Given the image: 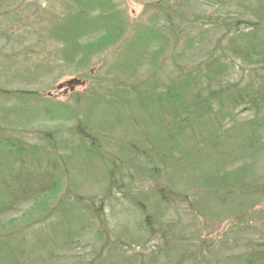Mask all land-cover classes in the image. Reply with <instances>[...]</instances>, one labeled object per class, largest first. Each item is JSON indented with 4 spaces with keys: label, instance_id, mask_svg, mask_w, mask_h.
I'll return each instance as SVG.
<instances>
[{
    "label": "rangeland",
    "instance_id": "374dc122",
    "mask_svg": "<svg viewBox=\"0 0 264 264\" xmlns=\"http://www.w3.org/2000/svg\"><path fill=\"white\" fill-rule=\"evenodd\" d=\"M158 1L113 0L121 8L125 22L124 32L113 44L107 43L101 48L95 45L99 34L96 31L85 36L79 35L82 38L78 40L69 39L68 35L76 36L73 34L76 28L69 22L72 14L67 10L66 3L75 6L74 0H0V89L24 90L37 96L29 101L24 97L25 92L17 97L0 94V109L3 110H0V114L4 118L1 119V125L14 132L16 138L34 141L35 135L41 134V130L58 132L67 137L82 119L99 132L103 143L101 152L106 158L115 162L119 159L126 162L129 158L133 159L130 169L117 175L127 183L124 192L129 199L142 201L152 220L157 222L156 226L162 227L159 237L165 235L170 244L165 246V238L155 241H158V248L162 249L163 255L173 251V258L179 257V254L189 256V259L180 264H225L227 258L264 244V219L259 213V210L264 209V199H260L264 197L263 194L253 195L251 200H245L246 198L239 197L240 193L237 194V191H244L242 186L246 177L237 181L236 178L242 171L232 170H237V165L244 161H238L233 165L235 167L227 170L230 174L223 180L230 183L223 186L225 182L214 177L216 169L213 164L201 161L198 163L199 157L192 168L189 160H185L176 149L174 153L179 156V160L166 165L157 159H148L136 153L135 146L147 151L154 147L158 138L149 143L144 134L156 135V131L160 129L156 120L161 121L163 115L155 119L154 124L151 120L146 122L148 114L137 104H132V111L123 108L120 113L109 103H98L87 112L80 111L99 90L104 91V86L108 87L115 99L117 90L123 89L127 90V98L134 99L138 91L143 90V85H138L139 83H167L184 69L207 58L217 47H224L230 33L235 30L236 22H239L238 27H246L257 21L264 23V12L257 10V16L251 11L250 7L256 0H168V6L158 5ZM91 11L94 12L92 15L98 16V10L91 8L90 13ZM150 28L156 34L164 36L165 43L161 53L152 51L157 43H161V37L158 36L159 40L151 37L147 32ZM139 34H143L145 40L140 39ZM77 41L79 44L86 42L81 46L82 50H77ZM132 58L137 63L130 65ZM232 62L233 67L226 74L228 79L223 78L221 82L250 78L253 65L242 58ZM74 78L84 80V84L74 86L72 91L67 87L58 90L60 84ZM104 97L109 99L106 95ZM120 106L117 103V108ZM28 107L50 108L57 110L59 115L52 120L29 117ZM17 109L26 112L24 111L23 116L20 112L11 115L12 110ZM152 112L154 117H158L163 111L160 114ZM129 113L132 115H128ZM237 113L238 121L252 115L250 110L238 109ZM137 121H140L139 124ZM30 122L32 125L28 127L32 126L31 129L34 130H25ZM166 143L163 147L165 150L166 146L175 144L172 141ZM246 160L249 171L245 175L251 178L252 173H257V179L262 178L264 183V151L261 150L259 154L251 155ZM186 161L189 167L183 165ZM89 162L82 155L73 154V168L67 176L68 179L71 177L70 180L78 179L76 192L83 194L85 198L96 200L97 205H100L102 197L106 195L107 185L99 173L105 165L100 160H94L90 165ZM79 169H82L84 176L79 173ZM97 177L99 179L93 180ZM72 183L69 186L73 188ZM230 189L236 190V193H231L230 196L227 194L223 200ZM161 193L164 194L165 201ZM121 194L124 193L117 195ZM255 198H258L255 204L248 205ZM116 203L118 212L128 205L133 206L131 201L127 202L122 198ZM22 214L20 211L13 216L20 217ZM239 215L246 217L239 221ZM21 220L23 219H19L21 225L29 222ZM133 220L127 215L118 221L119 225H131ZM71 221V228L81 226L74 217H71ZM242 222L245 227H237ZM12 229L14 228L10 230ZM7 230L8 228L0 226V235L4 236ZM99 245L100 242L92 238L90 232L84 235L81 244L62 251L60 255L63 254V257L52 264H79L82 259L83 264L89 262L98 253ZM205 256L210 261L202 262L201 258ZM160 264L175 263L162 260L161 257Z\"/></svg>",
    "mask_w": 264,
    "mask_h": 264
},
{
    "label": "trees",
    "instance_id": "16d2710c",
    "mask_svg": "<svg viewBox=\"0 0 264 264\" xmlns=\"http://www.w3.org/2000/svg\"><path fill=\"white\" fill-rule=\"evenodd\" d=\"M74 2L75 6L66 3L67 10L74 16L70 15L72 18L69 22L76 28L73 33L76 36L68 35L69 39L78 40L82 38L79 35L85 36L96 31V34H99L98 39H95L97 41H94L95 45L102 48L104 44H113L122 36L125 22L121 8L113 0H74ZM157 4L168 6L169 1L159 0ZM91 8L99 11L97 17L92 15L94 12L90 13ZM250 8L258 16L257 10L264 12V0H256ZM238 23L236 22L235 30L230 33L224 47H217L207 58L184 69L181 74L167 83L160 81L139 83L138 85H143L141 86L143 90L138 91L134 99L127 98L129 96H126V89L117 90V99H115L108 87L104 86L103 92L99 90L95 97L89 99L91 101L89 104L83 105L81 113L93 109L98 103H109L119 113L123 108L132 111L134 109L132 104H137L144 109V113L148 114L149 119L145 121L151 120L153 124L155 119L163 115L161 121L156 120V125L158 124L160 128L156 131L157 134H144V138L149 140V143L158 138L155 145L153 144L154 147L147 151L135 146L137 154L148 159H157L166 165L173 160H179V156L174 153L176 149L177 152H181L185 160H189L192 168L199 157L198 163L201 161L213 164L216 169L214 177L225 182L223 186L230 183L223 180L230 174L227 170L238 161H244L237 165L239 167L237 170H232L242 171L236 178L237 181L246 177L244 185L242 184L244 191H237V194L240 193L239 197L246 198L245 200H251L253 199L251 196L260 193L264 196L262 178L257 179V173H252L251 178L245 175L249 171L246 158L259 154L261 150L264 151V23L252 22L246 27H238ZM147 32L151 37H157V40H159L158 36L161 37V43H157L154 46L156 49L152 50H156V54L161 53L165 43L164 36L156 34L153 28ZM142 35L139 34L140 39L145 40ZM90 37L92 38L93 35ZM85 43L83 41L81 44L78 43L80 46L77 44V50H82L81 46ZM241 58L249 65H253L254 70L249 74L250 78L221 82L223 78L228 79L226 74L234 65L232 61ZM132 63L136 64L137 60L132 58L130 65ZM24 92V90L0 89V94L6 97H17ZM105 95L109 99L105 98ZM24 97L33 101L37 96L25 92ZM117 103L121 105L118 108ZM162 107H165V110H162ZM238 109L250 110L251 117L238 121ZM28 110L29 117L52 120L59 115L57 110L50 108L28 107ZM24 111L12 110L11 115L21 113L20 115L23 116L26 112ZM152 111H156L157 114L163 111L164 114L162 112L158 117H154ZM1 115L0 226L8 230L4 236L0 235V264H52L63 257V254L60 255L62 251L81 244L84 235L90 232L92 238L100 242V247L96 256L84 264H160L161 257L167 262L180 264L189 259V256L185 257L186 254L178 252L176 253L180 256L173 258V251L163 255L162 249L158 248L160 246L158 241H155L165 238V246L170 244L165 235L159 237L162 227L156 226L157 222L152 220L142 201L129 199L124 192L127 183L124 178H119L117 175V173L120 175L126 173L132 166L133 159L129 158L127 162L119 159L115 162L106 158L101 152L103 143L99 132H96L94 127L80 119L74 126V131L67 137L58 132L41 130V134L35 135L33 141L14 137V132L1 125V119L4 120ZM137 122L139 124L140 121ZM229 124L231 125L228 126ZM28 125H32L31 122L25 126V130H34ZM166 141L175 144L166 146L165 150L163 147L167 145ZM73 154L82 155L90 161L89 165L94 160H100L106 166L107 169L104 166L99 173L100 178L103 177L102 181L107 185L106 195L102 197L100 205H97L96 200L85 198L83 194L76 192L77 178L68 179L67 175L73 168L71 165ZM183 165L189 167L188 161L183 162ZM224 171L227 172L223 173ZM79 173L84 176L82 169H79ZM97 179L99 178L93 180ZM69 183H72L70 185L73 188ZM116 191L124 194L118 196ZM231 193H236V190H228L223 200L227 194L232 195ZM161 194L165 201L164 194ZM120 198L127 202L131 201L133 206L128 205L126 209L116 211L118 204L116 202ZM257 199L255 198L248 205H254ZM260 199L263 200L264 197ZM20 211L23 212L20 217L13 216ZM259 213L264 219V209L259 210ZM127 215L134 219L130 222L131 225H119L118 220ZM71 217L79 221L81 226L71 228ZM245 217L246 215H239L237 218L240 221ZM19 219L29 222L21 225ZM243 225L242 222L237 227H245ZM12 227L14 229L10 230ZM157 236L159 238H155ZM257 246L249 248L241 255L227 258L225 264H264V244H259L258 248ZM83 260H79V264H83ZM201 261L208 262L210 259L205 256Z\"/></svg>",
    "mask_w": 264,
    "mask_h": 264
},
{
    "label": "water",
    "instance_id": "95a60500",
    "mask_svg": "<svg viewBox=\"0 0 264 264\" xmlns=\"http://www.w3.org/2000/svg\"><path fill=\"white\" fill-rule=\"evenodd\" d=\"M84 84V80H80L78 78H74L71 80H68L58 86V90L63 89L64 87L69 88L71 91L74 89V86Z\"/></svg>",
    "mask_w": 264,
    "mask_h": 264
}]
</instances>
